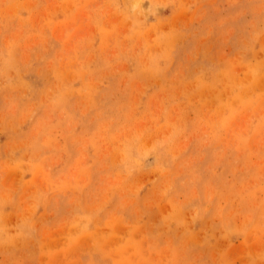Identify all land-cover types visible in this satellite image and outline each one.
I'll return each instance as SVG.
<instances>
[{
	"label": "rangeland",
	"instance_id": "1",
	"mask_svg": "<svg viewBox=\"0 0 264 264\" xmlns=\"http://www.w3.org/2000/svg\"><path fill=\"white\" fill-rule=\"evenodd\" d=\"M0 264H264V0H0Z\"/></svg>",
	"mask_w": 264,
	"mask_h": 264
}]
</instances>
